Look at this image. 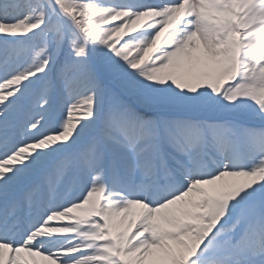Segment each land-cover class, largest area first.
Wrapping results in <instances>:
<instances>
[{"label":"snow or ice","instance_id":"obj_1","mask_svg":"<svg viewBox=\"0 0 264 264\" xmlns=\"http://www.w3.org/2000/svg\"><path fill=\"white\" fill-rule=\"evenodd\" d=\"M0 264H264V0H0Z\"/></svg>","mask_w":264,"mask_h":264}]
</instances>
